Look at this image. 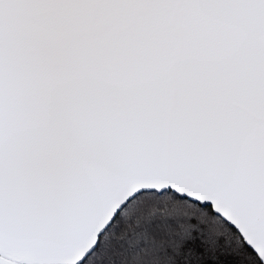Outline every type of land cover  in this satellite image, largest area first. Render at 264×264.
Masks as SVG:
<instances>
[{
    "label": "snow or ice",
    "instance_id": "obj_1",
    "mask_svg": "<svg viewBox=\"0 0 264 264\" xmlns=\"http://www.w3.org/2000/svg\"><path fill=\"white\" fill-rule=\"evenodd\" d=\"M0 264H264V0H0Z\"/></svg>",
    "mask_w": 264,
    "mask_h": 264
}]
</instances>
